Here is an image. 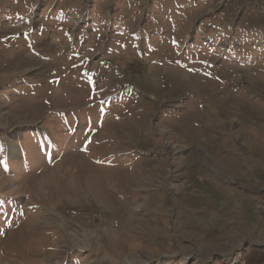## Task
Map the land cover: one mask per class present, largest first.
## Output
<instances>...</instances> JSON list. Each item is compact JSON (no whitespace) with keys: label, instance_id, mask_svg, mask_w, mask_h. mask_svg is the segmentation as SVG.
<instances>
[{"label":"rangeland","instance_id":"374dc122","mask_svg":"<svg viewBox=\"0 0 264 264\" xmlns=\"http://www.w3.org/2000/svg\"><path fill=\"white\" fill-rule=\"evenodd\" d=\"M252 246L264 0H0V264H237Z\"/></svg>","mask_w":264,"mask_h":264},{"label":"trees","instance_id":"16d2710c","mask_svg":"<svg viewBox=\"0 0 264 264\" xmlns=\"http://www.w3.org/2000/svg\"><path fill=\"white\" fill-rule=\"evenodd\" d=\"M237 264H264V246H252L241 256Z\"/></svg>","mask_w":264,"mask_h":264},{"label":"bare ground","instance_id":"6f19581e","mask_svg":"<svg viewBox=\"0 0 264 264\" xmlns=\"http://www.w3.org/2000/svg\"><path fill=\"white\" fill-rule=\"evenodd\" d=\"M80 172H82V173L85 174V175H88V174H89V172H88V168H87V167H85L84 170H80ZM88 176H89V175H88ZM89 177H90V176H89ZM93 177H94V176H93ZM91 179H92V178L90 177V180H91ZM92 180L96 182L97 177L95 176ZM91 187H92V186H91Z\"/></svg>","mask_w":264,"mask_h":264}]
</instances>
